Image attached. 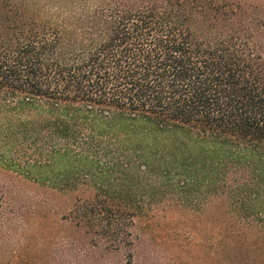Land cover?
<instances>
[{
    "label": "trees",
    "instance_id": "obj_1",
    "mask_svg": "<svg viewBox=\"0 0 264 264\" xmlns=\"http://www.w3.org/2000/svg\"><path fill=\"white\" fill-rule=\"evenodd\" d=\"M170 197L213 264H264V0H0L4 228L136 264Z\"/></svg>",
    "mask_w": 264,
    "mask_h": 264
},
{
    "label": "rangeland",
    "instance_id": "obj_2",
    "mask_svg": "<svg viewBox=\"0 0 264 264\" xmlns=\"http://www.w3.org/2000/svg\"><path fill=\"white\" fill-rule=\"evenodd\" d=\"M167 201L158 210L135 219L134 236L139 247L136 264H213L211 250L203 247L201 223H193L189 229L183 226L184 218H195L196 213L182 209L177 199L170 197ZM24 237L20 225L7 229L0 222V264H22L25 257L24 264L27 260L37 264V250L30 245L21 247V242L26 245ZM35 241L32 244L36 246ZM28 249L32 254L26 256L24 251ZM117 262L112 260V264Z\"/></svg>",
    "mask_w": 264,
    "mask_h": 264
}]
</instances>
